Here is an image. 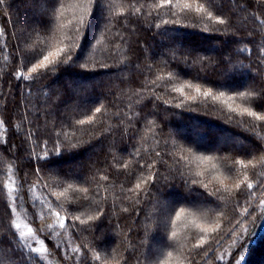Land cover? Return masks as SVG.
Segmentation results:
<instances>
[{
    "label": "trees",
    "instance_id": "trees-1",
    "mask_svg": "<svg viewBox=\"0 0 264 264\" xmlns=\"http://www.w3.org/2000/svg\"><path fill=\"white\" fill-rule=\"evenodd\" d=\"M158 4L0 5V264L264 263V121L217 98L264 113V0Z\"/></svg>",
    "mask_w": 264,
    "mask_h": 264
},
{
    "label": "rangeland",
    "instance_id": "rangeland-1",
    "mask_svg": "<svg viewBox=\"0 0 264 264\" xmlns=\"http://www.w3.org/2000/svg\"><path fill=\"white\" fill-rule=\"evenodd\" d=\"M218 99H220L221 101L225 102L226 103V106L231 108V109H237L238 111H243V109L245 107L241 106L240 103H238L236 101V99L232 98L231 96L229 95H226V94H218L217 96ZM55 193H58L59 196L61 197H64L65 199H69V195L66 193V192H63V191H55ZM28 214H26V216H21V221H20V225H21V231L23 232V234L25 235V237L29 240H32V241H38V246L42 247L40 248L41 251H45V247L43 246L41 240V236L37 234V230H39L37 228V222H36V219L33 218V212H27ZM40 217V215H38ZM55 217V215H54ZM180 217L186 221L187 224H192L191 220L192 221H195L199 226H195L197 227L198 229H201L202 228H209L208 226H205V224L203 223H200L195 217H192L191 215H188L187 213L183 212ZM55 221L57 223V226H60L61 227V221H63V224L64 226L61 227L62 230H61V234L63 233V238H62V244H61V248L63 249V252L64 254L66 255V257L70 258V254L72 253H77V257L80 256V252L79 250H76V247L73 246L72 248V243L70 245V247H68V244L70 242V238H69V235L65 229V223H66V220L64 218V216L61 214L59 216L56 215V218H55ZM193 222V224L195 223ZM55 223V225H56ZM181 227V226H180ZM29 229H31V231H29ZM210 229V228H209ZM49 233L52 232V227L49 226ZM54 233H55V230H54ZM37 238V239H36ZM44 241V240H43ZM158 243H160L159 241H157ZM157 243V244H158ZM234 246H231V247H228L227 249H225L224 252H222L219 256V259H220V262L222 264H237L238 261L237 260V257H236V253H234V249L233 248ZM235 255V256H234ZM172 255L170 257H162L163 260L159 263V264H165V262H170V264H177V257L176 256H173V258H171ZM222 257V259H221ZM264 264V263H262Z\"/></svg>",
    "mask_w": 264,
    "mask_h": 264
},
{
    "label": "snow or ice",
    "instance_id": "snow-or-ice-1",
    "mask_svg": "<svg viewBox=\"0 0 264 264\" xmlns=\"http://www.w3.org/2000/svg\"><path fill=\"white\" fill-rule=\"evenodd\" d=\"M5 3V0H0V5H3ZM173 3V0H164V4L163 5H156L157 7H161V6H170L172 5ZM177 3H179V0H177ZM185 9H190L191 8V5L190 4H185L184 5ZM197 12H200V11H203V6H199L197 7L196 9ZM217 22L220 23V24H225L226 21L222 18H219L217 17ZM260 23L262 25H264V20L260 21ZM0 34H2V29H0ZM262 52H264V49H261ZM65 53V49L64 48H57L55 51H50L47 55H45L43 57V60L40 61L39 63L33 65V67L31 68V71L32 72H36L37 69H47L48 66L50 64H54V63H67V60H70L71 59V55H68L67 59L66 60H54V58H59L61 57L62 55H64ZM23 75V74H21ZM190 86V85H189ZM178 91H182V89H177ZM197 91H199V89L197 88ZM208 95H210L211 93H207ZM221 95H223V93H221ZM240 95L242 96H246V95H249L248 93H241ZM252 97L255 99L259 94L258 93H252L251 94ZM97 112L100 111L99 108L96 109ZM243 113H246L248 116L250 117H253L255 120L257 121H264V113H261V112H257L251 108H244L243 109ZM2 123V122H0ZM81 124L84 123V121H80ZM197 159H201V160H208V159H211L210 157H198ZM240 164H244L243 161H239ZM249 163H251V161H249ZM245 167H247V165H244ZM254 166V165H253ZM37 172L39 171V169L36 170ZM245 180H247V177H245ZM244 181H241L240 183H243ZM139 187V185H137V188ZM240 187V184L238 183L236 185V188L239 189ZM247 187L249 189H251L253 187V185L251 183L247 184ZM126 211V210H125ZM184 212V209H181L180 213L177 214V219H180V215ZM57 216H59V213H56ZM77 220H79L80 218L77 216L76 217ZM91 219V218H90ZM83 223V221H82ZM64 224H63V221H61V227H63ZM14 227L16 229H19L21 227V225L19 223H16L14 224ZM215 229H209V228H202V231H214ZM29 231H31V229H29ZM21 236H23V233H20ZM173 235H175V233H173ZM199 247V245H197ZM170 255V254H169ZM96 259L98 260L99 259V256L96 257ZM222 259V257H221ZM165 264H170V262H165Z\"/></svg>",
    "mask_w": 264,
    "mask_h": 264
}]
</instances>
